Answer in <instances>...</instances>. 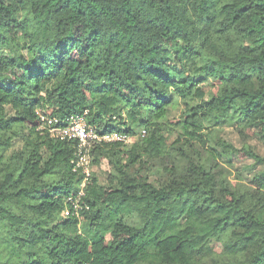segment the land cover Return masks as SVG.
Returning <instances> with one entry per match:
<instances>
[{
	"label": "trees",
	"instance_id": "trees-1",
	"mask_svg": "<svg viewBox=\"0 0 264 264\" xmlns=\"http://www.w3.org/2000/svg\"><path fill=\"white\" fill-rule=\"evenodd\" d=\"M40 112L134 138L91 147L111 172L69 216L76 142ZM224 125L264 143V0H0V264H264V157Z\"/></svg>",
	"mask_w": 264,
	"mask_h": 264
},
{
	"label": "built area",
	"instance_id": "built-area-1",
	"mask_svg": "<svg viewBox=\"0 0 264 264\" xmlns=\"http://www.w3.org/2000/svg\"><path fill=\"white\" fill-rule=\"evenodd\" d=\"M85 113L70 116L66 120L48 116L44 112L39 113L37 130L40 133H47L55 139L73 140L76 142V150L74 157L71 159V164L73 171H79L83 175V178L74 198L68 197L67 199L71 203L72 208H65L62 216L77 213L82 206L81 197L84 195V188L89 183L91 175V147L97 143H130L132 139V137L118 131L98 132L86 122Z\"/></svg>",
	"mask_w": 264,
	"mask_h": 264
},
{
	"label": "rangeland",
	"instance_id": "rangeland-1",
	"mask_svg": "<svg viewBox=\"0 0 264 264\" xmlns=\"http://www.w3.org/2000/svg\"><path fill=\"white\" fill-rule=\"evenodd\" d=\"M169 117H177L179 115V109H171L169 112ZM178 131H175L172 135H167V143L170 144L176 137ZM220 136L230 144H232L236 148H241L243 143H246L249 148L255 152L257 155L264 157V143L258 136H252L246 139V142L242 140L239 133L237 132L236 125H224L220 131ZM134 141L132 137L131 142ZM21 147V137L19 136L13 141V145L10 151H13L17 148ZM230 164L227 162H221L225 166L229 167L231 170V180L235 181L236 178L240 177L244 181H248L252 178L253 175L259 173L261 171V165L255 163L252 158H238L235 155L230 157ZM95 174L99 183L104 184L106 182V178L108 173L111 172V166L106 158H101L99 163L93 164L91 166L90 172ZM214 248L219 251L221 246L219 243H214Z\"/></svg>",
	"mask_w": 264,
	"mask_h": 264
}]
</instances>
